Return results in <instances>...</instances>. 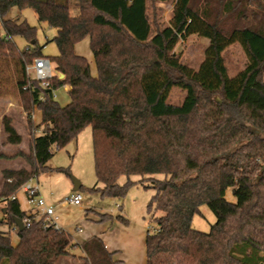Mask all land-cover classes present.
Returning <instances> with one entry per match:
<instances>
[{"label": "trees", "instance_id": "obj_1", "mask_svg": "<svg viewBox=\"0 0 264 264\" xmlns=\"http://www.w3.org/2000/svg\"><path fill=\"white\" fill-rule=\"evenodd\" d=\"M156 1L0 0V86L3 78L15 86L29 127L40 130L28 154L5 155L22 156L29 165L3 170L1 222L30 218L31 224L18 230L17 244L0 231V264H57L71 254L76 242L70 232L36 220L10 197L41 173L67 172L48 162L87 126L98 182L92 191L123 197L137 183L132 176L154 191L147 206L155 223L146 236L147 264H264V0H175L164 25L149 13ZM14 7L32 8L40 22L57 28L55 57L42 54L35 27L9 16ZM193 34L209 39L198 70L176 51ZM16 37L26 40L24 50ZM86 37L96 75L75 51ZM236 43L248 62L231 76L225 52ZM43 56L59 73L48 86L27 72ZM62 85L71 86L65 106L53 95ZM176 87L187 90L181 105L168 102ZM36 109L39 124L32 118ZM3 130L9 143L22 142L7 115ZM229 188L236 201L226 198ZM205 204L217 216L209 232L192 226ZM88 215L101 223L129 222L123 214L89 209ZM82 249V264H121L99 236Z\"/></svg>", "mask_w": 264, "mask_h": 264}, {"label": "rangeland", "instance_id": "obj_2", "mask_svg": "<svg viewBox=\"0 0 264 264\" xmlns=\"http://www.w3.org/2000/svg\"><path fill=\"white\" fill-rule=\"evenodd\" d=\"M174 3L175 0H157L154 7L149 6L151 18L155 11L157 19L161 25L168 23ZM71 11L73 14H76L79 10L77 7L72 6ZM9 16H18L21 20H26L30 25L36 28V38L38 40V45L42 48V54L44 56L55 57L58 54V47L53 41L54 36L57 34V28L52 27L45 22H40L37 14L32 8L28 7L24 10H20L18 7H14ZM16 42L21 50L26 48L27 42L23 37H16ZM208 44V38L193 34L186 39H182L178 43L176 51L180 54L184 63L198 70L205 58V50ZM75 50L77 54L87 57L90 62L92 74L96 75L97 68L90 47L89 37L81 40L76 45ZM225 57L231 76L236 75L240 70L244 69L248 62L245 51L238 43L228 48L225 52ZM53 66H55V62ZM1 77L3 76L1 75ZM1 83L0 153L3 151L13 155L17 152L23 151L28 154L30 152L32 135L33 133H40V130L34 131L29 127L27 112L23 108V103L15 86L11 82L5 81L4 78ZM55 93V99L61 105L65 106L71 102L70 91H68L65 85L59 86L55 90ZM186 96L187 90L176 87L171 91L168 102L174 105H181ZM5 115L12 119V123L17 125L19 132L22 134V149H20L17 144L10 146V143L6 140L7 135L3 130V118ZM32 118L34 119L35 124H39L42 119L41 112L36 109ZM2 142L4 144L1 145ZM15 158H18L26 165H29L24 157L18 156ZM0 161V169H2L4 165H7V162H4L6 160L2 159V157H0ZM48 165L51 168L63 167L68 171L60 172L49 170L41 173L34 179L39 181L44 199L56 205V212L60 216V225L68 228L70 232L78 231L77 229L80 227L86 229L85 223L87 222L86 220H88L87 213L89 209L103 213H111L114 216L123 214L130 222L140 225L145 230H153L155 223L151 213L148 212L147 206L154 191L151 188H147L144 183L139 182V176H132V179L137 181V183L132 185L123 197H103L99 192L91 190V188L98 183L95 172L91 126H87L77 138L73 139L65 148L55 150ZM73 177L79 179L83 185L79 190L83 196L82 205L65 206L60 202L72 191L74 185L72 180ZM127 180L128 178L126 176H122L119 182L124 184ZM226 198L229 201H236L230 188L226 192ZM158 214H160V212ZM216 221V214L205 204L201 206V213L196 214L193 217L192 226L197 230L209 232ZM11 233L12 239L16 241L17 237L15 233Z\"/></svg>", "mask_w": 264, "mask_h": 264}, {"label": "crops", "instance_id": "obj_3", "mask_svg": "<svg viewBox=\"0 0 264 264\" xmlns=\"http://www.w3.org/2000/svg\"><path fill=\"white\" fill-rule=\"evenodd\" d=\"M52 64H54V62H52ZM53 67L55 71L57 72L56 64ZM91 72H92V69H91ZM65 87L68 89V91L71 90V86L65 85ZM55 96H56V93H55ZM14 126L18 130V127L15 123H14ZM2 144L4 143L2 142L1 145ZM12 145H16V144L10 143V146ZM17 146L20 149H22L23 143L21 142L17 144ZM2 147H5V146H2ZM5 155H11V154L5 153L3 151H1L0 153V157L6 160L4 162H7L6 163L7 165H4V167L0 169V191L2 190L3 183H4L3 170L5 169L18 170V169H21L22 167H26V168L28 167V165L23 163L18 158L9 159V158H6ZM0 164H1V161H0ZM73 192H75L74 185H73L72 191L67 196H69ZM15 196L19 202L20 209L22 211H25L28 215H32L35 218H37V215L40 212V209L34 208L29 203L28 197L24 193V191L20 190L19 192H17ZM62 201L60 203H62ZM46 202L48 205L54 206L56 209L55 204L50 203L47 200ZM5 212H6L5 203L1 202L0 203V231L10 233L12 236L11 231L8 230V228L12 227V225L9 223L1 222L6 217ZM87 217H88L87 218L88 220H86L87 222L85 223L86 229H83V227H80L79 229H77L78 231L70 232L68 228H65L64 226L61 225L63 229H65L66 231H69L73 235L76 245L72 248L71 254L69 256L61 257L58 260L57 264H81L83 261V254H84L83 249H82V244L93 236L101 237L105 243L106 248L109 251L113 252L114 254L113 257L117 260H120L121 264H147L146 236H147L148 230H145L140 225L132 223L130 221L127 224L117 221V220H115L112 223H107V222L101 223V222H97L98 217L96 216L89 215ZM14 233L17 237V240L16 241L13 240V243L17 244L19 241L18 231H15Z\"/></svg>", "mask_w": 264, "mask_h": 264}, {"label": "built area", "instance_id": "obj_4", "mask_svg": "<svg viewBox=\"0 0 264 264\" xmlns=\"http://www.w3.org/2000/svg\"><path fill=\"white\" fill-rule=\"evenodd\" d=\"M27 72L32 73L37 79L41 80L44 86H48L50 84V79L54 75H59V73L55 71L50 58L44 56L34 59L33 63L27 66ZM28 87L29 85L25 86V88ZM53 95L55 96V91H53ZM21 190L24 191V193L27 195L29 203L34 208L40 209L36 220L43 219L46 225L54 226L58 229L62 228L59 223L60 216L57 214L54 206L47 204L46 200L44 199L41 193V188L38 180H35L34 178L28 180L22 185ZM10 199H16V196L13 195L10 197ZM82 201L83 196L81 192L75 191L69 196L65 197V199L62 201V204L65 206H80L82 205ZM23 223L25 226H30L31 219L24 218ZM8 230L11 232H15L19 230V227L14 224L12 225V227H9Z\"/></svg>", "mask_w": 264, "mask_h": 264}, {"label": "water", "instance_id": "obj_5", "mask_svg": "<svg viewBox=\"0 0 264 264\" xmlns=\"http://www.w3.org/2000/svg\"><path fill=\"white\" fill-rule=\"evenodd\" d=\"M33 43H34V42H33ZM62 77H63V75H62ZM72 180H73V184H74V190H75V191L80 190V187H81V181H80L79 179H77L76 177H73ZM15 223H16V225L19 227V230H20V231L24 230L25 225H24L22 219H19V218L15 219Z\"/></svg>", "mask_w": 264, "mask_h": 264}]
</instances>
